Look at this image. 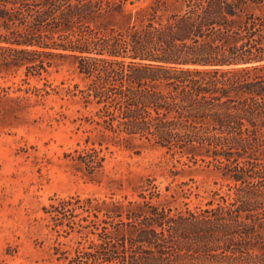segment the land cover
<instances>
[{
    "label": "trees",
    "instance_id": "trees-1",
    "mask_svg": "<svg viewBox=\"0 0 264 264\" xmlns=\"http://www.w3.org/2000/svg\"><path fill=\"white\" fill-rule=\"evenodd\" d=\"M129 1L0 0V74L23 68L27 80L74 60L83 85L65 92L93 107L95 139L65 156L84 175L103 169V146L147 143L212 165L227 189L193 207L172 204L193 192L187 181L161 193L147 179L134 199L55 198L43 207L52 228L75 236L58 259L264 264V0H152L134 12Z\"/></svg>",
    "mask_w": 264,
    "mask_h": 264
},
{
    "label": "rangeland",
    "instance_id": "rangeland-1",
    "mask_svg": "<svg viewBox=\"0 0 264 264\" xmlns=\"http://www.w3.org/2000/svg\"><path fill=\"white\" fill-rule=\"evenodd\" d=\"M152 0L127 2L134 12ZM24 69L0 74V264H64L55 247L72 244L74 235L64 236L52 228L43 207L68 195L104 198H137L150 179L161 193L167 184L187 181L193 187L190 207L204 205L210 191H226L227 180L212 165L172 157L165 149L147 143L130 147H102L103 169L86 176L65 156L82 149L92 124V106L79 95L67 93L74 84L83 85L72 58L57 59L40 76L24 80ZM28 81V82H26ZM50 87L49 94L36 96L32 86ZM144 186V187H143ZM148 191L145 193L148 195ZM198 193V196L195 194ZM156 201V198H152ZM162 199V197H161Z\"/></svg>",
    "mask_w": 264,
    "mask_h": 264
},
{
    "label": "water",
    "instance_id": "water-1",
    "mask_svg": "<svg viewBox=\"0 0 264 264\" xmlns=\"http://www.w3.org/2000/svg\"><path fill=\"white\" fill-rule=\"evenodd\" d=\"M130 3H133V0H131Z\"/></svg>",
    "mask_w": 264,
    "mask_h": 264
}]
</instances>
